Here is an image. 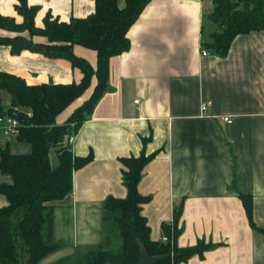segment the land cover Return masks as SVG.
I'll use <instances>...</instances> for the list:
<instances>
[{
  "label": "crops",
  "instance_id": "0c3cea01",
  "mask_svg": "<svg viewBox=\"0 0 264 264\" xmlns=\"http://www.w3.org/2000/svg\"><path fill=\"white\" fill-rule=\"evenodd\" d=\"M26 1L37 6L36 27L43 26L47 14L68 22L94 12L92 0ZM117 1L124 6V0ZM17 3L0 0V15L20 24ZM212 8L211 0H150L130 26L129 48L111 56L106 88L70 144L76 157L90 153L92 161L72 172V192L53 204L52 235L62 245L39 264L72 258L80 249L85 254L103 243L102 202L126 197L122 159L141 155L150 156L137 185L148 197L141 214L150 238L161 241V225L171 224L181 207L175 245L212 246L178 264H264V30L235 36L228 54L220 56L202 45L210 34L206 23ZM74 54L96 68L93 51L75 46ZM0 72L28 85L78 84L83 76L68 59L28 50L12 55L9 46H0ZM95 85L93 78L58 116L59 124L84 104ZM10 101L0 90V110H8ZM203 101L210 103L206 113L200 112ZM22 112L29 114V109ZM4 147L16 154L31 152L16 132L6 136L0 128ZM11 181L0 172V184ZM239 193L252 199L255 227ZM6 205L0 193V206Z\"/></svg>",
  "mask_w": 264,
  "mask_h": 264
},
{
  "label": "trees",
  "instance_id": "16d2710c",
  "mask_svg": "<svg viewBox=\"0 0 264 264\" xmlns=\"http://www.w3.org/2000/svg\"><path fill=\"white\" fill-rule=\"evenodd\" d=\"M17 1L15 11L23 20L18 24L13 17L0 15V31L14 33L12 36L0 35V46H9L12 55L28 50L51 59H68L83 75L78 84L28 85L16 75L0 72V90L9 94L10 109H29V114L0 110V117L18 119L17 140L28 143L31 148L27 154L0 148V172L12 178L9 184H0V193L7 199V205L0 206V264H39L62 245L52 235L53 204L72 192V172L92 161L90 153L85 158L73 154L67 143L70 131L76 132L84 121V114L97 104L106 88L111 56L129 48L127 32L150 0H124L123 7L117 0H92V15L61 22L47 14L42 27L34 25L37 6H29L26 0ZM211 1L213 11L207 18L218 31L209 34V40L203 41L202 45L214 53L226 56L235 36L264 30V0ZM25 32L27 36H24ZM35 37L46 41L34 43L32 38ZM75 46L95 53V69L86 59L75 56ZM93 78L96 85L91 96L59 124L58 116L83 95ZM51 150L56 154L54 167L49 162ZM149 160L150 156L143 155L122 159L125 168L122 183L127 195L123 199L107 197L102 202L103 243L81 258L74 261L60 259L54 264H139L140 244L145 246L149 255L160 257L157 264H178L195 253L201 254L212 248L202 243L191 248L175 245L181 232L177 227L181 207L175 211L171 224L161 225L167 240L153 241L150 238L147 220L141 214V207L148 197L140 195L137 188L141 172ZM239 197L251 226L255 227L250 195L239 193ZM260 231L264 233V230ZM113 238L120 240L116 250L109 247Z\"/></svg>",
  "mask_w": 264,
  "mask_h": 264
},
{
  "label": "built area",
  "instance_id": "2783aa9c",
  "mask_svg": "<svg viewBox=\"0 0 264 264\" xmlns=\"http://www.w3.org/2000/svg\"><path fill=\"white\" fill-rule=\"evenodd\" d=\"M202 54L203 55H207L208 53L205 50H202ZM138 100L135 101L136 104H138ZM210 107V103L203 101L200 105V112L202 113H206V110ZM224 121L226 123H231L232 119H230L229 117H225ZM20 126L19 120L11 117H0V128L2 130V133L6 136H10L11 133L16 132V130L18 129V127ZM70 127H73V124L70 125ZM71 134L68 137L67 143L70 145L74 139V135L75 132L74 131H70ZM167 237L164 235L161 239V241H166Z\"/></svg>",
  "mask_w": 264,
  "mask_h": 264
},
{
  "label": "rangeland",
  "instance_id": "374dc122",
  "mask_svg": "<svg viewBox=\"0 0 264 264\" xmlns=\"http://www.w3.org/2000/svg\"><path fill=\"white\" fill-rule=\"evenodd\" d=\"M206 31H207V34H209V33L211 34V33H213V31H218V28L216 26H212L209 23H206ZM24 36H27L26 32L24 33ZM205 39L209 40V36H207ZM11 107L12 106L10 103V108ZM10 108L8 110H5V111L14 110L15 112L23 113L22 108H18V107L17 108L13 107L14 109H10ZM54 160H56V154H55L54 150H51L49 152V162H51L53 167H54V163H55ZM119 241H120L119 238L118 239L113 238V240H111L109 247L116 250L118 248L117 246H118ZM83 255H84V253H82V250L80 249V250H77V252H75V255L71 259L74 261L75 258H81Z\"/></svg>",
  "mask_w": 264,
  "mask_h": 264
},
{
  "label": "water",
  "instance_id": "95a60500",
  "mask_svg": "<svg viewBox=\"0 0 264 264\" xmlns=\"http://www.w3.org/2000/svg\"><path fill=\"white\" fill-rule=\"evenodd\" d=\"M140 247V256H139V264H157L160 260L159 256H151L146 251L145 246L142 244L139 245Z\"/></svg>",
  "mask_w": 264,
  "mask_h": 264
}]
</instances>
